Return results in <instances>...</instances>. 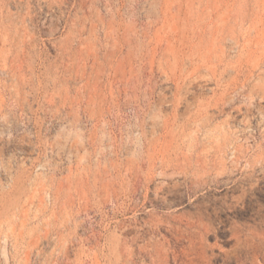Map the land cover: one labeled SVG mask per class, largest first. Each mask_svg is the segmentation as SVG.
I'll return each mask as SVG.
<instances>
[{"label":"rangeland","instance_id":"obj_1","mask_svg":"<svg viewBox=\"0 0 264 264\" xmlns=\"http://www.w3.org/2000/svg\"><path fill=\"white\" fill-rule=\"evenodd\" d=\"M241 263L264 0H0V264Z\"/></svg>","mask_w":264,"mask_h":264},{"label":"bare ground","instance_id":"obj_2","mask_svg":"<svg viewBox=\"0 0 264 264\" xmlns=\"http://www.w3.org/2000/svg\"><path fill=\"white\" fill-rule=\"evenodd\" d=\"M216 230V229H215ZM215 230H213V231H215ZM211 231V228H208V227H205V229H203V235L205 236V235H207L209 232ZM233 232V231H232ZM211 233V232H210ZM230 233V232H229ZM212 235V234H211ZM235 240V239H234ZM207 246V245H206ZM237 250H235V252H236ZM240 251V250H239ZM229 252V251H228ZM227 252V253H228ZM230 254V253H229ZM239 254H240V252H239ZM255 254H256V252H255ZM237 255H238V253H237ZM254 256V255H253ZM226 258V257H225ZM260 259V258H259ZM236 260V259H235ZM248 260V259H247ZM238 260H236V262H237ZM243 263V262H242ZM241 263V264H242ZM260 264V263H259ZM263 264V263H262Z\"/></svg>","mask_w":264,"mask_h":264}]
</instances>
